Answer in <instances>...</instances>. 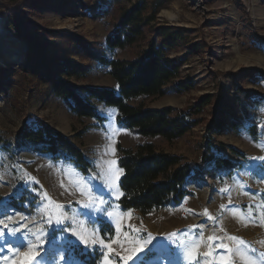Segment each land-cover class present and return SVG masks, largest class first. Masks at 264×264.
Listing matches in <instances>:
<instances>
[{"label":"rangeland","instance_id":"374dc122","mask_svg":"<svg viewBox=\"0 0 264 264\" xmlns=\"http://www.w3.org/2000/svg\"><path fill=\"white\" fill-rule=\"evenodd\" d=\"M9 1L0 0V25L13 36L9 41L10 57L0 58V219L9 228L20 227V231L13 237L5 229L7 240L13 246L37 244L40 242L37 236L50 239L55 234L56 240L40 248V257L31 264H63L59 260L60 248L68 241L76 245L75 253L71 254L73 264H90L89 258L96 264H104L105 253L112 264H133L122 257L132 255L130 249L137 242L144 244L145 250L156 245L147 258L148 264H222V258L232 264L250 261L264 264V135H252L251 122L243 114L240 117L245 124L240 130L229 126L226 132L214 135L219 153L237 165L192 180L188 186L193 193L178 205L171 203L148 214L124 210L119 204L122 169L117 163L119 145L134 148L147 139L159 149L198 161L216 100L227 101L224 109L232 111L229 105L235 102L236 85L264 95L263 80L256 82L239 75L229 78L223 74L241 68L264 71V0H145V16L156 8L151 25L167 23L188 29L185 39L170 56L185 59L178 79L192 78L195 86L182 94L141 96L130 102L153 108H181L205 94L218 95L200 114L202 121L172 141L160 136L147 138L118 126L117 108L102 103L99 110L105 121L77 116L63 99L52 94L48 83L29 65L30 40L38 48L35 57L42 53L57 70L60 69L55 65L57 60L86 67L85 71L68 76L70 82L117 89L110 67L90 58L88 51L113 56L106 51V36L137 0H27L15 15L10 14L13 8L5 7ZM13 25L21 29V34L11 29ZM151 37L152 32L146 30L145 38L116 50L115 55L135 58L147 48ZM5 42L0 39V46ZM193 43L197 45L192 50ZM257 112L262 128L264 106ZM38 119L69 136L92 161L93 170L85 174L70 161L54 160L34 146H18L19 130L26 124L36 127ZM88 189L93 190L91 194ZM94 197L102 198L103 204ZM93 203L97 209L108 206L113 216L83 208L84 204ZM56 204L61 207L56 208ZM61 212L66 217H75L76 222L86 220V227H76L70 220L55 225ZM5 213L12 219L8 220ZM117 221L122 222L119 235ZM69 224L88 239L95 228L98 243L100 238L106 243L115 241L111 243L113 251L99 247L82 254L83 245L77 242V237L59 231ZM149 236L152 239L144 243ZM27 251L26 246L21 253L5 247L0 250V264H24L22 253Z\"/></svg>","mask_w":264,"mask_h":264},{"label":"trees","instance_id":"16d2710c","mask_svg":"<svg viewBox=\"0 0 264 264\" xmlns=\"http://www.w3.org/2000/svg\"><path fill=\"white\" fill-rule=\"evenodd\" d=\"M26 2L27 0H10L9 3H5V7L13 8L10 14L15 15ZM145 10L146 1L137 0L114 24L113 30L106 36V51L112 53V57L103 51L98 53L88 51L90 58L110 67L109 73L116 80L117 89L70 82L68 76L79 74L85 71L86 67L70 61L57 60L55 65L60 67L57 70L41 56L42 53L40 57H35L38 48L30 40L29 65L48 83L52 94L63 99L77 116L105 121L106 117L99 110V103H102L117 108L118 126L147 138L160 136L172 141L184 136L200 123L202 121L200 114L218 95L205 94L188 107L181 108L174 106L153 108L130 102L141 96L182 94L194 89L195 86L192 78L178 79L185 59L181 56H170L185 39L188 29L185 26L167 23L151 25L156 16V8L150 16H145ZM11 29L21 34V29L17 25L11 26ZM146 30L152 32V37L140 55L131 59L115 55L116 50L132 46L145 38ZM196 45L193 43L190 48L193 50ZM41 58L45 60L42 62ZM223 74L229 78L239 75L256 82L264 81V71L254 68L227 70ZM263 96L242 85H236L235 102L229 105L232 111L224 109V105L229 104L227 101L217 99L212 118L207 123L202 156L198 161L159 149L148 139L134 148L119 145L117 163L123 170L120 177L121 207L124 210H137L148 214L171 203L178 205L193 193L188 186L192 180L205 175L213 176L216 171L234 168L237 165L236 161L219 153L214 135L226 132L229 126L233 130H240L246 119L251 122L249 127L251 134L262 137L264 127L261 128L257 120V109L264 106ZM240 114H243L244 119ZM16 141L18 146H34L37 151L49 154L54 160L70 161L85 174L93 170L92 161L69 136L55 130L41 119H38L36 127L24 125L19 130ZM87 260L90 264H96L92 258Z\"/></svg>","mask_w":264,"mask_h":264},{"label":"snow or ice","instance_id":"6c2138e0","mask_svg":"<svg viewBox=\"0 0 264 264\" xmlns=\"http://www.w3.org/2000/svg\"><path fill=\"white\" fill-rule=\"evenodd\" d=\"M121 172L123 170H120ZM89 193H92V189H88ZM122 194V193H121ZM45 195H47L45 193ZM94 199H100L101 204H103V200L102 198L99 197H94ZM56 208H60L61 205L56 204L55 205ZM108 206H104V207H100V208H96L95 204H84L83 208L89 210L90 212L95 210V211H100V212H104L107 214V216L111 217L113 216L112 212H108L107 210ZM128 218H131V212L129 211L127 213ZM5 216L8 220L12 219L11 215H8L7 213H5ZM66 220H70L76 223V227H81L82 229L86 227L87 221L86 220H80L78 222L75 221V217H66L65 213L61 212L57 218L55 219L54 223L55 225H64ZM48 223L51 225L53 224V220H52V216L51 214L48 217ZM0 225H3V227H0V250H3L5 247L7 248L8 251L10 252H16V253H21V249L22 247H28L29 251L27 252H23L22 255L25 257V262L24 264H31V262L35 261L37 257H40L41 253L39 251L40 248H43L46 244L51 243L53 241L56 240V236L55 234H52L50 239H40V236H37L36 239L39 240L40 242L37 244H33V243H27L26 245L23 243H18L16 246H13L11 244L10 241L7 240V238L5 237V229L8 230V235L15 237L17 235V233L20 231V227H14V228H9L7 224H4V220L0 219ZM76 227L72 226V224H69V226L67 228L64 227H60L59 231L63 232V231H68L71 232L73 236L77 237V242L79 244H82V254H87L89 252V250H95L99 247H106L108 249L109 252L113 251L112 247H111V243L115 242H108L106 243L104 238H100L99 243L97 242L95 233H96V229L93 228L92 232L90 233L91 235V239H88L85 237V235L80 234L76 231ZM129 227H131V225H129ZM121 228H122V222L117 221L116 223V232L117 235H119V233L121 232ZM136 231H138V229H135ZM26 239V238H24ZM152 239L151 236H149V240L145 241L144 243H148L150 240ZM210 240L214 239V238H209ZM229 239L232 240H237V237H229ZM240 243H243V241H240ZM186 246V250H187ZM198 247V246H196ZM221 247L225 248V251H229L228 248L225 247V245L223 243H221ZM156 248V245H152L151 247H149L147 250H145L144 248V244H141L139 242H137L136 246L133 247L132 249H130L132 255L130 256H126V257H122L123 260L128 261V260H132L133 264H148L147 258L149 257V255L153 252V249ZM33 249H36L35 251H33ZM61 254L59 255V260L61 262H63V264H73L72 261V255L74 254L76 251V245L72 244L71 241H68L66 244H62L61 248H60ZM237 252H239V249H237ZM64 253H69L70 255H65ZM117 255H119L117 253ZM208 255H211L210 253ZM6 258V257H5ZM160 259H162V257H158ZM104 264H112V262L110 260H108L107 258V254L105 253V260H104ZM222 264H232V261L227 259V258H222ZM249 264H255V261H250Z\"/></svg>","mask_w":264,"mask_h":264},{"label":"bare ground","instance_id":"6f19581e","mask_svg":"<svg viewBox=\"0 0 264 264\" xmlns=\"http://www.w3.org/2000/svg\"><path fill=\"white\" fill-rule=\"evenodd\" d=\"M0 39L6 41L5 43L2 44V46H0V58L8 59L11 55L9 41L13 39V36H11L10 31H8L2 25H0Z\"/></svg>","mask_w":264,"mask_h":264},{"label":"crops","instance_id":"0c3cea01","mask_svg":"<svg viewBox=\"0 0 264 264\" xmlns=\"http://www.w3.org/2000/svg\"><path fill=\"white\" fill-rule=\"evenodd\" d=\"M116 82V81H115Z\"/></svg>","mask_w":264,"mask_h":264}]
</instances>
